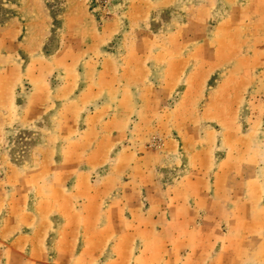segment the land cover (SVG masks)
<instances>
[{"label":"rangeland","instance_id":"obj_1","mask_svg":"<svg viewBox=\"0 0 264 264\" xmlns=\"http://www.w3.org/2000/svg\"><path fill=\"white\" fill-rule=\"evenodd\" d=\"M0 16V264H264V0Z\"/></svg>","mask_w":264,"mask_h":264},{"label":"trees","instance_id":"obj_2","mask_svg":"<svg viewBox=\"0 0 264 264\" xmlns=\"http://www.w3.org/2000/svg\"><path fill=\"white\" fill-rule=\"evenodd\" d=\"M1 17H2V16H0V19H1ZM5 20H6V19H5ZM4 22H5L4 20H3V21H0V24H1V23L3 24Z\"/></svg>","mask_w":264,"mask_h":264},{"label":"crops","instance_id":"obj_3","mask_svg":"<svg viewBox=\"0 0 264 264\" xmlns=\"http://www.w3.org/2000/svg\"><path fill=\"white\" fill-rule=\"evenodd\" d=\"M68 263H71V262H68Z\"/></svg>","mask_w":264,"mask_h":264}]
</instances>
